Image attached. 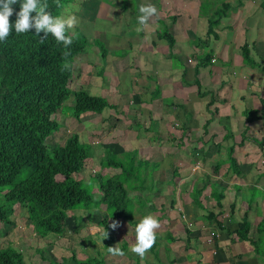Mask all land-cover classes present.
Segmentation results:
<instances>
[{
  "label": "crops",
  "instance_id": "0c3cea01",
  "mask_svg": "<svg viewBox=\"0 0 264 264\" xmlns=\"http://www.w3.org/2000/svg\"><path fill=\"white\" fill-rule=\"evenodd\" d=\"M148 3L157 7L158 16L152 17L146 26H131L138 24L139 6ZM222 3L228 6L226 14L217 22L209 23ZM65 4L68 10L65 15L74 13L78 24L83 23L88 31L96 18L107 20L105 28L97 31V38L102 46L112 47L113 51L100 53L104 57L103 63L96 55L89 54L93 61L86 60L84 64H97L95 73L78 74L77 79L86 93L104 97L114 105L115 124L128 128L122 132L128 140L138 146L141 142L157 144L151 150L160 147L157 156L161 159L144 158L150 164H157L152 174L162 163L168 167L165 161L168 156L162 155V146L185 141L191 138L190 132L196 133L191 139L193 151L197 153L199 149L203 154L206 140L209 145L218 144L216 151L223 148L225 152L224 147L233 138V142H237L238 132H241L240 177L227 176L226 183L219 177L226 184L225 194L230 195L234 203L232 213L227 199L222 204L221 216L216 220L222 225L221 230L214 225L215 221L205 217L202 206L193 204L189 197L200 173L193 172L178 179L185 183L179 190L177 183L170 184V177L162 181L161 188L148 178L152 196L142 195L145 198H141L139 192L131 196H138L137 205L143 203L144 208L145 204H155L152 199L158 198L160 190H165L164 193L170 196L157 203L160 207L167 201V207L173 208L174 198L175 207L181 204V213L172 210L166 216H155L161 227L143 264H264V71L261 69V65L264 66V0H133V9H127L124 4L118 7L114 0L109 3L68 0ZM158 24L170 32L173 39L170 47L158 35ZM72 31H79L78 25L68 33ZM243 45L253 64L243 58ZM205 53H209L208 64L198 67L194 74L197 59ZM126 56L128 58H124ZM134 68L142 69V72L134 75ZM125 72L129 73L123 76ZM116 74H122L124 81L128 77V86L121 83L122 80L118 81ZM99 78L103 80L99 81ZM145 78L154 79L159 88L155 87L158 89L156 94L155 88H144ZM194 78L199 85L197 89ZM197 91L206 93L198 97ZM209 98L212 103L206 109L204 105ZM205 111L215 112L204 131L203 124L209 117ZM200 117L204 118L203 122H198ZM227 124L238 131L231 130L230 137L223 138ZM212 129L215 134L210 132ZM137 145L135 147L139 149ZM104 147L118 153L112 142L105 143ZM179 166L172 167L170 175H174L175 170V175L179 171L185 175L182 171L186 169ZM206 189L209 190L208 186ZM247 190L250 194L245 192ZM200 202L205 204L203 197ZM208 206L207 210L216 212L211 204ZM242 215L248 222L246 239H239L231 232ZM206 229H215L217 233L210 244L204 242Z\"/></svg>",
  "mask_w": 264,
  "mask_h": 264
},
{
  "label": "trees",
  "instance_id": "16d2710c",
  "mask_svg": "<svg viewBox=\"0 0 264 264\" xmlns=\"http://www.w3.org/2000/svg\"><path fill=\"white\" fill-rule=\"evenodd\" d=\"M67 1L46 0L48 11L53 16H57L58 10ZM13 8L19 11V3L13 5ZM227 8V4L222 3L213 13L211 20H208L209 23L217 22L226 14ZM15 19L13 15L10 22L14 23ZM43 36V32L37 35L34 29L23 34H16L13 29L7 40L0 42V187H6L0 200V224L9 223L7 216L20 207L34 234L39 237L48 234L62 235L67 232L65 228L67 211L103 206L106 216L96 222L103 228V235L104 231L109 230L107 219L120 220V223H125L126 226H135L136 223L131 217L133 203L129 193L145 189L143 181L148 177L141 172V163L147 160L138 157V148L123 149L119 153L102 150L98 156L99 167L108 168L110 172L108 174L96 172L88 177V181L95 184L97 195L94 197L87 188H82L81 182L76 178V174L90 156L89 146L80 142L74 133L65 136L61 143L51 147L45 142V139L58 127V123L51 118V115L59 110L69 93L73 94L70 108L71 116L75 119L85 112L99 114L103 109L112 108L114 105L108 103L104 97L68 87L72 77L69 62L85 47L87 39L83 35L76 34L68 48L58 43L50 34L41 44L40 39ZM160 37L165 39L168 47L172 45L173 39L169 32H160ZM241 49L247 63L253 64L247 58L246 47L243 45ZM66 51L69 53L67 57L64 56ZM208 58L209 53H205L197 59L194 74L198 67L208 64ZM65 63L70 66L64 68ZM261 69L264 71L263 65ZM193 83L197 89L199 85L195 78ZM156 90L155 88V94ZM205 93L197 91L196 95L201 97ZM211 103L212 100L209 98L205 108L207 109ZM214 112H209L210 116L203 124L204 131ZM240 133L238 132L237 142H233V138L232 142L224 147L225 163L220 160L213 163V173H217L218 169L225 165L230 170L229 178L240 177L239 162L240 147H242ZM224 135L223 138L230 137L228 132ZM214 145L218 146L217 143ZM24 165H30L26 175L14 179V175ZM156 165L151 163L150 171ZM173 173L175 175L176 170ZM206 186L209 188L207 193L212 200L211 206L216 210L214 213L212 210H207L208 207L200 202V194ZM225 189V183L213 180L198 188L193 187L189 194L193 204L202 206L205 217L215 221L214 225L220 230L222 225L216 220L221 216L222 204L226 202ZM172 194L174 195V192ZM232 200L228 203L230 213L234 205ZM174 203L175 198L172 201V204ZM137 211L143 212L141 205ZM144 214L145 212H140V217L145 216ZM73 220L75 223L78 222L77 218ZM247 230L248 222L246 216L242 215L235 222L231 232L239 239H246ZM113 241L114 236L108 234L107 238H104L103 251L95 250L97 255L84 256L80 259L69 251L66 257H61L56 262L57 264H114L104 258L110 254L107 248L112 246ZM124 247L122 244L119 248L124 249ZM0 264H23L22 254L11 245L0 247ZM134 264H139L137 258L134 259Z\"/></svg>",
  "mask_w": 264,
  "mask_h": 264
},
{
  "label": "rangeland",
  "instance_id": "374dc122",
  "mask_svg": "<svg viewBox=\"0 0 264 264\" xmlns=\"http://www.w3.org/2000/svg\"><path fill=\"white\" fill-rule=\"evenodd\" d=\"M101 1L104 3L106 2L109 3V0H101ZM114 2H116L118 7L124 4V6L127 9L134 8L133 0H114ZM65 8H66V4H62L61 8L57 12V16L65 15L68 12V10ZM106 22H107L106 19L96 18L93 24L90 25L91 29L89 31L85 29L83 23L78 24L79 31H77L76 34L84 35V37H86L87 39V42L83 50L79 51L69 62L72 69L71 71L72 77L69 82L70 84L68 85L70 89L72 90L84 89L83 84H81L77 79L78 74L79 75L84 74L89 76L90 74L93 75L95 73L97 64L94 65L90 63L86 65L84 64V61L86 60L93 61V59L89 56V54L96 55L97 59L101 63H103L104 57H102L100 53H102L103 50L106 51V54H109L110 51H113L112 47H110L109 49L106 48L105 46H102V44L99 43V39L97 38L98 37L97 31L99 29L103 30L105 28L104 25ZM137 25L139 24H131V26H137ZM162 27L163 26L161 24L157 25L159 36H160V32H164V31L169 32L168 30H163L165 28ZM134 29H136V27H134ZM124 50H126V48H124ZM124 58H128V56ZM77 67H80L81 69L78 70ZM140 72H142V69L134 68V72L132 73L134 75H138ZM126 73L129 72L123 73V76H125ZM101 76L103 75L101 74ZM101 76L98 77L101 78ZM116 76L118 78V81L122 80V74L121 75L116 74ZM100 78L98 80L102 81L103 79ZM98 80L95 79V81ZM145 80L146 82L144 88L150 86V89L153 90L155 87H157L154 82V79L145 78ZM122 82H125V85L128 86L127 83L128 77H126L125 81L122 80L121 83ZM166 99L170 101L171 98H166ZM164 101L166 102V100ZM72 103H73V94L69 93V95L62 102V105L60 106L59 110L51 115V118H53L58 123V127L47 139H45V142L48 143V145L51 147L61 143L65 136L69 135L70 133H74L77 135L80 142H83L89 146L90 156L87 157L83 168L76 174V178L79 179V181L81 182L82 188L85 189L87 188L88 191L91 192L92 196L95 197L97 195V192L95 191L96 190L95 184L89 182L88 177L96 172H101L102 174L109 173V170L106 171V169L100 168L98 164V156L100 155L102 150L106 148L104 147V144L108 142L109 143L112 142V144H114L113 149L118 153L123 149L128 150L131 149V147L136 148L135 146L137 144L132 143V141L128 140L125 137L126 135L122 133L126 129L124 125L115 124L114 115H116L115 113L116 111L114 112L112 108H110L112 110L104 109L105 111L102 110L100 114L85 112L82 115H80L78 119H75L74 117L71 116L70 107ZM206 114L209 113L206 112ZM203 117L198 118L197 119L198 122H203L204 121ZM225 124L226 122L224 123V125ZM225 129L228 133L231 130L232 131L234 130L235 133L238 131V128H235L234 126L230 128L229 124L225 126ZM213 131L215 130L212 129L210 132ZM118 132L122 134H119ZM161 132H163V128H161ZM195 134H196L195 131L190 132L191 138L185 139V141L171 143L169 145L162 146L164 149V150L162 149L163 151L162 155L168 156L167 159H165V161H167L168 163V167L166 163H162L160 165V168L154 171V173L152 174V171H150L151 166L149 160L142 162L141 172L142 173L144 172V174L148 176L143 181L144 182L143 185L148 191L135 190L130 192L129 196H133L135 192H139L137 194L141 198H145L142 195L146 196L147 198L151 197L152 193L151 191L149 192V190L152 188V185L149 184L150 183L149 179L151 178L154 180L153 183L157 182L158 185L157 184L156 185L159 188H161V186L163 185L162 181L165 180L167 177H170V184L171 182H173V184L177 183V187H178L177 189L179 190L180 188H182V185L185 183H183V179L180 181H178V179L193 172H197V174L200 173L201 175L196 181L197 184L195 188H198L203 184H206V181L209 182L212 179L219 180V177L221 178V180H223L226 183L228 181L227 176L230 173L229 168H226V166L223 165L218 169L217 173L212 172V165L215 161L220 160V162H222L223 164L225 163L226 157L224 156L225 152H223V148L216 151L215 149L216 146L213 143L209 145L206 140L204 143L206 144L205 148L202 147V150H204V154L199 149H198L199 153L198 152L196 153L195 151H193L194 149L192 147L193 142L191 141V139L194 137ZM139 145L140 146L137 145L138 147H140L138 149L139 151L138 157H140L141 159L149 158L152 159L153 161H157L161 159L157 156L160 147L151 150L152 146L155 147V145L157 144L150 142H141ZM186 154L189 155L186 156ZM176 164L180 165L179 167H184L183 169H186V171H182V172H186L185 175H182L179 170H178L179 174L177 176L170 175L171 168L175 167ZM29 169H30V165L22 166L21 169L14 175V179H19L21 177H24ZM191 169H194L195 171L190 172ZM217 174H221V175H217ZM188 177L189 176H187V178ZM188 180L190 181V179ZM135 185H137V183H135ZM5 189H6L5 186L0 187V200L2 198V193ZM164 192L165 190L164 191L160 190V192H158L159 193L158 198L155 197L152 199V201L155 204H149V203L145 204L144 206L145 209L143 208L144 210L143 212H145L144 215L151 214L154 216H159V215L166 216L167 214L171 213L172 210H176L175 212L181 213L180 211L181 204H179V206L178 204H176V207H179L177 208L178 210L175 207V203L173 208L167 207V201H163L165 202L163 204L165 205L164 207H160L157 204L158 202L164 200L166 197L168 198V196H170L165 194ZM207 192L208 189L204 187L202 193L200 194V198L203 197V201H204L203 203H205L203 205L209 207L208 205L212 204V200L209 199ZM245 192L250 194V191L248 190ZM189 193L191 194V192ZM240 195L242 194H239V196ZM138 199H139L138 196L132 198L133 204H132L131 217L134 218L133 220L136 222L140 220V213L137 211V209H139V205H137ZM226 199L228 200V202L229 200H232L230 195L228 196L226 195ZM142 205L143 203L141 204V207ZM153 207L155 209H153ZM105 216H106V212L104 211L103 206H98V208H91V209L76 208L75 210L67 211L66 223H65L66 226L65 228L67 229V232L65 231L64 234L62 235L48 234L45 237H39L38 235L33 233L30 224H28V221L23 214L22 209L20 207L19 208L17 207L14 210L13 214H9L7 216V220H9V223L0 224V247L11 245L17 248L22 254L23 264H57L56 261L59 260L61 257H66L69 254V251H72L74 253V256L80 259H82L84 256H94L97 255V252L95 250H97L98 252L103 251L102 247L105 238L103 235V228L97 225L96 222L100 218ZM73 218L74 219L77 218L78 222L77 223L73 222L74 221ZM118 221H119V227L116 228L115 230H112L109 227L110 229L107 231V233L109 235L112 234L114 236V241L112 243V246L119 248L122 244H124L125 247L124 249H122L124 254L123 255L109 254L108 256L104 257L105 260L107 262H111L114 264H134V259L137 258L139 260V264H143V262L146 260V257L141 259L139 256L133 254L129 250L130 246L134 243V233H133L134 226H126L125 223H120V220ZM111 223L112 220L107 219V225L109 226Z\"/></svg>",
  "mask_w": 264,
  "mask_h": 264
},
{
  "label": "clouds",
  "instance_id": "9594fccd",
  "mask_svg": "<svg viewBox=\"0 0 264 264\" xmlns=\"http://www.w3.org/2000/svg\"><path fill=\"white\" fill-rule=\"evenodd\" d=\"M17 3H19V11L13 8V5ZM138 12L137 21L141 26H146L152 17L158 16L157 7L151 3L141 4ZM13 15L16 17L14 23L10 22ZM78 23V17L74 13L53 16L48 11L46 0H0V42L6 41L13 29L16 34L28 33L34 29L37 35L44 33L40 39L41 44L50 34L58 43L68 48L73 43V37L76 36L75 31H72L71 35H68V32L74 30ZM68 55L66 51L64 56ZM69 66L65 63L63 67ZM109 227L115 230L119 227V221H112ZM160 227V222L154 215L148 214L141 217L133 228L134 243L129 250L141 259L145 258L156 243L157 230ZM107 236L108 233L104 231V237L107 238ZM107 251L112 255L124 254L122 249L115 246H108Z\"/></svg>",
  "mask_w": 264,
  "mask_h": 264
},
{
  "label": "built area",
  "instance_id": "2783aa9c",
  "mask_svg": "<svg viewBox=\"0 0 264 264\" xmlns=\"http://www.w3.org/2000/svg\"><path fill=\"white\" fill-rule=\"evenodd\" d=\"M181 218H183V216H181ZM206 231H207V235L204 238V242L207 244H210L212 242L213 238L217 236V233L214 229H209V230L206 229Z\"/></svg>",
  "mask_w": 264,
  "mask_h": 264
}]
</instances>
